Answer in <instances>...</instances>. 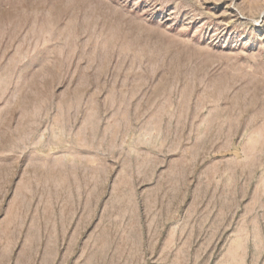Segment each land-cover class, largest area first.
<instances>
[{"label": "rangeland", "instance_id": "1", "mask_svg": "<svg viewBox=\"0 0 264 264\" xmlns=\"http://www.w3.org/2000/svg\"><path fill=\"white\" fill-rule=\"evenodd\" d=\"M0 264H264V0H0Z\"/></svg>", "mask_w": 264, "mask_h": 264}]
</instances>
